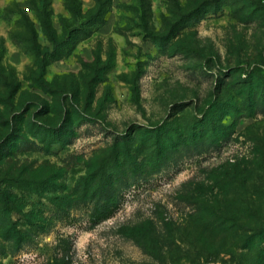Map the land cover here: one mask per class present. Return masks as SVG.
<instances>
[{
	"label": "rangeland",
	"instance_id": "obj_1",
	"mask_svg": "<svg viewBox=\"0 0 264 264\" xmlns=\"http://www.w3.org/2000/svg\"><path fill=\"white\" fill-rule=\"evenodd\" d=\"M0 264H264V0H0Z\"/></svg>",
	"mask_w": 264,
	"mask_h": 264
}]
</instances>
